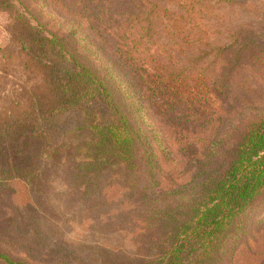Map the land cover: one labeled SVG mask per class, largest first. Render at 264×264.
Here are the masks:
<instances>
[{"label":"trees","instance_id":"obj_1","mask_svg":"<svg viewBox=\"0 0 264 264\" xmlns=\"http://www.w3.org/2000/svg\"><path fill=\"white\" fill-rule=\"evenodd\" d=\"M77 3L76 18L87 22L81 14L89 11L98 27L108 28V61L117 74L99 72L87 56L69 49L65 37L42 38L60 56L47 65L50 74L56 71L50 82L55 102L47 107L34 102L21 119L0 121V242L18 241L15 247L27 245L42 256L55 249L60 263L69 264L90 258L101 264H232L244 221L264 196V114L233 122L239 106L227 78L216 80L213 68L197 70L194 62L178 67L170 54L153 46L150 51L155 29L145 7L115 12L116 0ZM38 57L47 59V49ZM235 62V56L228 59V72ZM121 81L160 109L157 115H179L186 136L176 152L198 163L193 182L182 185L186 189L159 179L155 147L141 141L142 131L120 96ZM56 169L62 185L57 195L78 222L117 216L114 229L132 238L133 250L53 237L62 212L50 192L55 186L50 172ZM13 185L23 191L21 200ZM260 258L264 264V255ZM0 259L15 263L1 253Z\"/></svg>","mask_w":264,"mask_h":264},{"label":"rangeland","instance_id":"obj_2","mask_svg":"<svg viewBox=\"0 0 264 264\" xmlns=\"http://www.w3.org/2000/svg\"><path fill=\"white\" fill-rule=\"evenodd\" d=\"M77 2L78 0H0V121L21 119L24 113L31 110L34 102H39L43 107L55 102L50 82L55 79L56 71L50 74L47 65L50 62L58 63L60 56L51 54L50 45L45 47L42 40L49 38L50 34L65 37L69 49L74 48L79 57L80 54L87 56L99 72L109 70L117 74L116 68L108 61L111 58L106 49V44H109L108 28L98 27L97 24L100 23L95 21V15L89 11L81 14L87 18V22L76 18L73 12L78 6ZM142 7L152 13L151 21L155 29L150 33V51L151 46L163 50L162 52L177 59L178 67L189 66L190 62H194L197 70L213 68L209 70L214 71L216 80L219 75L227 78L228 91L239 106L232 118L233 122L252 113L264 114V65L261 64L264 63V0H116L114 10L117 12L138 8L140 11ZM140 26L147 25L140 23ZM188 34L191 37L185 38ZM45 49L48 57L39 61V53H45ZM233 56L236 62L228 72L227 62ZM57 67L55 70L60 66ZM118 86L121 99L143 133L140 134L141 141L149 142L155 147L160 169L159 179L167 185L174 184L180 186V189H186L182 185L193 182L198 163H190L185 152L181 155L176 152L178 140L186 136V132L182 130L183 123L177 120L179 115L175 113V118L172 119L157 115L160 109L148 106L138 94L127 88L124 81ZM184 157L189 168L187 170ZM179 164L182 167H178ZM57 169L50 172L55 184L50 192L55 209L62 208L61 222L60 228H52L55 236L50 230L46 232L49 239L53 236L60 241L76 242L85 245L84 247L93 243L117 251L133 250L132 238L126 232L115 231L117 216L112 214L98 222H78L77 216L65 207L60 194L57 195L62 191L60 172ZM12 188L17 191L16 198L21 200L23 191L15 185ZM13 203L17 204L15 198ZM244 228L245 233L238 242L232 264H262L259 259L264 255V196L258 198L252 206L244 221ZM16 242L18 241L14 242L15 246H20ZM59 245L60 242H57L55 248L60 247ZM15 246L0 242V253L14 264L70 263H60L57 259L61 258L60 254L55 253V249L42 256L39 251L27 245L20 248ZM28 249L30 255L27 254ZM75 249L78 250L79 247ZM80 252L86 258L87 252ZM80 262L76 261L74 264H101V261L92 258ZM0 264L7 263L0 259Z\"/></svg>","mask_w":264,"mask_h":264}]
</instances>
